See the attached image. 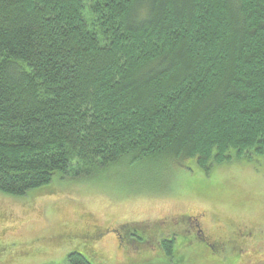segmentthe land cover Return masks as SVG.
I'll return each instance as SVG.
<instances>
[{
	"label": "trees",
	"instance_id": "trees-1",
	"mask_svg": "<svg viewBox=\"0 0 264 264\" xmlns=\"http://www.w3.org/2000/svg\"><path fill=\"white\" fill-rule=\"evenodd\" d=\"M251 156L264 0H0V193L46 195L57 175L124 159L210 170Z\"/></svg>",
	"mask_w": 264,
	"mask_h": 264
},
{
	"label": "rangeland",
	"instance_id": "rangeland-1",
	"mask_svg": "<svg viewBox=\"0 0 264 264\" xmlns=\"http://www.w3.org/2000/svg\"><path fill=\"white\" fill-rule=\"evenodd\" d=\"M88 175H57L46 195L0 193V264H70L75 252L91 264H264V156L210 170L124 159ZM176 237L169 258L159 244Z\"/></svg>",
	"mask_w": 264,
	"mask_h": 264
},
{
	"label": "flooded vegetation",
	"instance_id": "flooded-vegetation-1",
	"mask_svg": "<svg viewBox=\"0 0 264 264\" xmlns=\"http://www.w3.org/2000/svg\"><path fill=\"white\" fill-rule=\"evenodd\" d=\"M194 236V239L191 241V243H193L195 240L196 241H198L197 240V237L198 238H204L203 236V230H201L200 229V227H199V230H198V232L196 233V235H193ZM170 240H172V238H170ZM223 240V239H222ZM159 247H160V249L162 250V248H163V244H159Z\"/></svg>",
	"mask_w": 264,
	"mask_h": 264
}]
</instances>
